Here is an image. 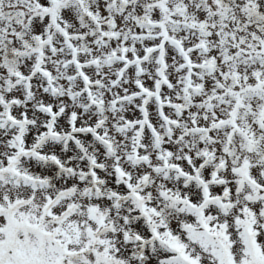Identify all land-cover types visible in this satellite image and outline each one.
<instances>
[{
	"label": "snow or ice",
	"instance_id": "6c2138e0",
	"mask_svg": "<svg viewBox=\"0 0 264 264\" xmlns=\"http://www.w3.org/2000/svg\"><path fill=\"white\" fill-rule=\"evenodd\" d=\"M0 264H264V0H0Z\"/></svg>",
	"mask_w": 264,
	"mask_h": 264
}]
</instances>
